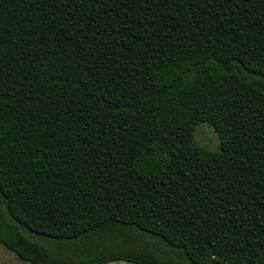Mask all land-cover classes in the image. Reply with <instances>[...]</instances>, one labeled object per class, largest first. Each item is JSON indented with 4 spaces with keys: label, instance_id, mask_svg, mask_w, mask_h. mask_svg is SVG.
<instances>
[{
    "label": "trees",
    "instance_id": "trees-1",
    "mask_svg": "<svg viewBox=\"0 0 264 264\" xmlns=\"http://www.w3.org/2000/svg\"><path fill=\"white\" fill-rule=\"evenodd\" d=\"M0 243L264 264V0H0Z\"/></svg>",
    "mask_w": 264,
    "mask_h": 264
},
{
    "label": "crops",
    "instance_id": "crops-1",
    "mask_svg": "<svg viewBox=\"0 0 264 264\" xmlns=\"http://www.w3.org/2000/svg\"><path fill=\"white\" fill-rule=\"evenodd\" d=\"M0 264H25V261L23 263V260L0 243Z\"/></svg>",
    "mask_w": 264,
    "mask_h": 264
},
{
    "label": "rangeland",
    "instance_id": "rangeland-1",
    "mask_svg": "<svg viewBox=\"0 0 264 264\" xmlns=\"http://www.w3.org/2000/svg\"><path fill=\"white\" fill-rule=\"evenodd\" d=\"M205 135L206 134H205L204 130L203 129H199V136L201 138H205ZM211 145H215V141L214 140L211 142ZM23 263H24V261H23ZM25 264H31V263L25 261ZM105 264H135V263L128 262V261H112V262H108V263H105Z\"/></svg>",
    "mask_w": 264,
    "mask_h": 264
}]
</instances>
